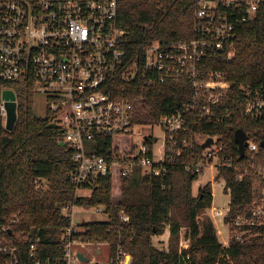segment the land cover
<instances>
[{"label": "built area", "instance_id": "obj_1", "mask_svg": "<svg viewBox=\"0 0 264 264\" xmlns=\"http://www.w3.org/2000/svg\"><path fill=\"white\" fill-rule=\"evenodd\" d=\"M263 3L264 0H196L190 41L148 44L130 56L122 47L127 31L118 24L119 0H0V124L5 128L3 93L12 91L17 102L15 90L7 84L30 79L35 84V96L45 98L50 124H57L61 143L71 152L75 170L70 184L75 199L89 196L104 178L116 177L122 182L136 174L161 177L173 165L174 157L183 153L177 142L181 135L192 133L195 140L203 136L192 131L190 124L196 118L211 122L222 119L218 109L229 97L230 84L223 73L208 69V63L236 50L238 28L254 21ZM168 82L192 84V102L175 113H163L154 124L135 123L140 112L134 103L139 87ZM241 115H264V88L245 94ZM154 126L162 130V138L136 132L137 128ZM130 136L133 142L123 145L127 150L114 152L115 142L122 144ZM247 136L245 155L235 163L225 152L222 138L205 135L201 144L209 138L213 143L205 149L204 161L188 165L187 170L202 173L208 169L217 174L221 169H231L238 182L256 172L264 180V163L255 158L258 146ZM182 144L186 147L187 140L183 139ZM219 181L231 202L230 191L225 192L226 178L222 176L216 182ZM44 183L37 180V189L45 190ZM78 208L81 214L104 212L102 208H80L76 203L62 208L63 216L71 222L59 233L65 245L62 260L41 257L37 243L21 249L5 238L0 264H133L132 256L123 249L118 250L115 259L107 260L102 250L90 249L94 244L77 238ZM210 211L211 219L221 218L228 230V239L220 242L215 264H234L228 254L233 239L242 245L264 239V189L250 210L232 221H227L230 203L227 210L211 206ZM119 219L130 222L124 211L119 213ZM8 231L6 226L0 229L2 233ZM217 235H222L221 231ZM190 242L183 229L179 256L190 250ZM79 249H88L94 255ZM79 254L87 262H82Z\"/></svg>", "mask_w": 264, "mask_h": 264}, {"label": "trees", "instance_id": "obj_2", "mask_svg": "<svg viewBox=\"0 0 264 264\" xmlns=\"http://www.w3.org/2000/svg\"><path fill=\"white\" fill-rule=\"evenodd\" d=\"M196 0H119L118 24L127 31L123 49L133 56L148 44L169 45L190 41L193 37ZM208 69L223 73L230 84L229 97L218 109L222 119L211 122L196 118L190 124L196 134L220 137L228 156L240 163L235 133L241 129L257 144L258 163H264V115L244 118L245 94L264 88V3L254 21L237 30L236 50L215 58ZM34 82L30 79L7 84L17 94L18 121L14 131L0 124V263L2 240L8 238L21 249L37 243L39 255L52 260L64 257V242L59 233L70 226L62 208L76 203L80 208L104 209L107 218L101 222L79 225L77 238L83 242L107 244L111 258L123 249L133 258V264H215L221 243L214 222L200 216L213 203L211 184L193 193V185L202 173L187 170L188 165L204 161L205 150L192 133L178 138L181 156H175L168 172L161 177L136 174L120 182L116 177L104 178L89 196L75 199L70 176L75 164L68 147L60 145L59 129L48 127L50 119H40L34 112ZM134 103L139 108L135 123L154 124L163 113L180 110L193 98L192 84L168 82L152 87H139ZM196 114V113H195ZM227 115H230L229 117ZM187 140V146L182 144ZM133 137L115 142L114 152L126 151ZM112 142H109V144ZM125 145V146H123ZM113 146V145H112ZM227 154V153H226ZM224 176L225 192L230 191L232 221L260 198L264 180L256 172L238 182L234 171L221 169L216 181ZM44 181L45 190L37 189L36 181ZM44 183V184H45ZM116 197H115V196ZM130 216L122 223L119 213ZM170 229L168 251L153 246L152 239ZM182 229L190 238V250L179 256V235ZM190 254L188 258L187 255ZM228 254L234 264H264V239L250 244L232 240ZM221 264H231L221 261Z\"/></svg>", "mask_w": 264, "mask_h": 264}, {"label": "rangeland", "instance_id": "obj_3", "mask_svg": "<svg viewBox=\"0 0 264 264\" xmlns=\"http://www.w3.org/2000/svg\"><path fill=\"white\" fill-rule=\"evenodd\" d=\"M47 104L45 101V98L37 94L34 99V112L35 115L40 118V119H46L48 117L47 113ZM4 122H7V118L4 120ZM136 132H138L139 135H150L151 133H154V135L158 138H162L163 132L161 129L158 128V126H154L153 128L148 127V128H137ZM205 139L204 136H199L196 141L198 143H202L203 140ZM217 174L214 172H210L208 169L202 172L200 175L199 179L194 183L193 185V193L196 196L198 194V191L201 187L211 184V189H212V195H213V203L212 207L219 208L222 210H227L229 208V203H230V197L224 193V188L222 187L224 184L223 182H216ZM115 196V195H114ZM116 197V196H115ZM79 212L78 214L75 215V223L77 225H82L84 222H101V221H106V217L103 214H81L82 209H77ZM202 219H205L207 216L211 218V211L206 210L204 213L200 215ZM215 228L217 231H221L222 235H218L219 240L221 243L225 242L228 239V230L224 226V223L221 218H214L213 219ZM183 230V229H182ZM170 229L167 228L165 233L161 236H155L152 239L153 246L161 251H168L169 250V244H170ZM179 241H180V235H179ZM94 250H102L103 251V258H110V249L107 244H96L94 246H90ZM178 245V249H179ZM80 252L88 254L90 256H93V252H88V249H79ZM179 252V251H178ZM190 257V254L188 255ZM100 261H102L100 259Z\"/></svg>", "mask_w": 264, "mask_h": 264}, {"label": "water", "instance_id": "obj_4", "mask_svg": "<svg viewBox=\"0 0 264 264\" xmlns=\"http://www.w3.org/2000/svg\"><path fill=\"white\" fill-rule=\"evenodd\" d=\"M3 98L6 101V108H7V122L5 129L9 132L14 131L17 121H18V112H17V102H16V97L15 94L12 91H5L3 93ZM49 128L51 129H57L58 126L57 124L51 123L48 125ZM247 140L248 136L247 134L239 129L235 133V143L238 145L240 157L239 159L242 160L244 155H245V148L247 146ZM213 143V139L209 138L206 143L202 145V148L205 150L207 148H210ZM62 147H65L64 143H60ZM262 146L264 147V142H262ZM78 258L82 262H87V259L82 255L79 254Z\"/></svg>", "mask_w": 264, "mask_h": 264}]
</instances>
